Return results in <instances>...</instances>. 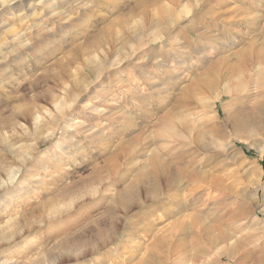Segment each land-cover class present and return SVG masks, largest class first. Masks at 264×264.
<instances>
[{
    "label": "rangeland",
    "instance_id": "obj_1",
    "mask_svg": "<svg viewBox=\"0 0 264 264\" xmlns=\"http://www.w3.org/2000/svg\"><path fill=\"white\" fill-rule=\"evenodd\" d=\"M263 54L264 0H0V264H264V133L231 119ZM169 133L185 177L113 213ZM114 214L108 252L65 259Z\"/></svg>",
    "mask_w": 264,
    "mask_h": 264
},
{
    "label": "bare ground",
    "instance_id": "obj_2",
    "mask_svg": "<svg viewBox=\"0 0 264 264\" xmlns=\"http://www.w3.org/2000/svg\"><path fill=\"white\" fill-rule=\"evenodd\" d=\"M263 60H261L262 63H263ZM262 75L264 76V74H262ZM263 76H261V79ZM263 80H264V78H263ZM263 83H264V81H263ZM258 86H260V85H258ZM244 87L245 86H243V89H244ZM255 87H257V86H255ZM256 95L258 97L253 99L251 102L249 101V104L251 105L252 113L249 116L248 121L246 120V118L244 116L241 115V111L245 109L243 107H245V104H246V102H248L249 97H247V95H246L245 98H247V100L244 101L243 103L240 102L239 100H237L236 112H235L234 116L231 118L234 129L236 128V129L244 130V131H258V132L264 133V128L260 126L261 119H262V117H264V99H259L260 96H259L258 92L256 93ZM222 97L223 96L219 95V96H216V99H221ZM170 113H173V112L170 111ZM170 113L164 118V123H165L166 127L167 126L169 127L170 125H172V123L174 121L175 113H173L171 115H170ZM168 135L169 136L165 141L166 146H168V148L166 149L167 150V152H166L167 161L166 162L163 161L158 154H156L155 152H152L151 163H150L151 168L149 170L151 173V175H150L151 178L146 176L149 171L148 172L140 171L137 174V178H136L135 182L132 181L128 185L127 188L122 190V193H127L124 196H125V198L129 196V200L128 201L124 200L123 197L115 198V200H116L115 202L117 203V209L113 213H115L117 210L127 213L129 210L130 204L136 205L137 207H142V205H143L142 202L137 201L135 198L132 197L133 195H130L131 192H128L131 189H137V184L139 182L138 179H141L143 181H149V182H151V180H153L156 183L164 171L176 170L177 176H179V177L175 180L174 185L178 186V183L181 182L183 177H185V176H182L183 173H181V169L185 168V166L187 164V159L185 158V155L183 153H180L176 148L177 143H180L179 141H182L183 136H181L180 134L177 135V133H169ZM231 142L232 141H228L226 143H228V146H229L230 144H232ZM216 145H214V146H216ZM216 149H217V147H216ZM219 149H221V148H219ZM223 149H225V147ZM174 164H176L177 166H174ZM13 172H14L13 169L8 170L9 177L10 176L12 177ZM145 190H147V191H145L144 197L148 198L146 200L153 201L154 199L157 198V197H155V194L151 191L154 189H145ZM116 220H117V218L114 214V216L112 218H110V223L113 224V230L110 232H107L106 234L103 232L104 231L103 227H100V229H96L97 233H96L95 238H97V239L94 240L93 242L78 241V242L71 243V245L69 247L70 250L68 249L69 251H71L70 252L71 254H69L70 255L69 257H65V259L69 258V259H74L77 261L80 258H84L87 254H97V253L100 254L101 253L103 255V253L108 252L107 251L108 245L110 244V242H113V240H115L117 237V232H116L117 229L115 230ZM126 230H129V228ZM205 233L208 235L207 232H205ZM208 237H210V236L208 235ZM218 239L220 241L221 240L223 241L226 239V235L221 232V234H219V236L217 235L214 238L212 245L217 243ZM62 247H64V246H61V248ZM66 248H68V247H66ZM137 250H138V248H137ZM203 252H204V250H203ZM152 255H153L152 252H150V250L147 249V263L146 264H165V262L162 263L161 260H159V261L152 260V258H153ZM130 258H128V260ZM144 258L143 259L139 258L137 260L138 264H143L144 261L146 260V259L144 260ZM1 262H2V264H7L6 260L1 261Z\"/></svg>",
    "mask_w": 264,
    "mask_h": 264
}]
</instances>
